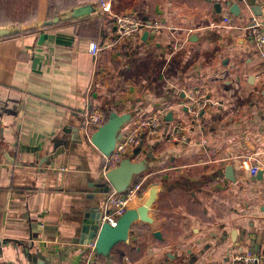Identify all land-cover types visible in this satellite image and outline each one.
I'll return each mask as SVG.
<instances>
[{"label": "crops", "instance_id": "0c3cea01", "mask_svg": "<svg viewBox=\"0 0 264 264\" xmlns=\"http://www.w3.org/2000/svg\"><path fill=\"white\" fill-rule=\"evenodd\" d=\"M225 1L137 0L131 8L159 27L123 38L101 0H37L27 23L89 9L0 38V264L102 262L83 244L112 191L95 129L83 125L95 107L106 120L129 113L122 131L166 108L158 131L125 153L144 161L131 183L142 181L145 198L159 189L153 221L133 223L113 264H235L255 246L264 259V49L245 29L252 16L264 22V0H231L237 17ZM200 90L208 106L194 119L186 103ZM177 122L187 140L171 138Z\"/></svg>", "mask_w": 264, "mask_h": 264}, {"label": "built area", "instance_id": "2783aa9c", "mask_svg": "<svg viewBox=\"0 0 264 264\" xmlns=\"http://www.w3.org/2000/svg\"><path fill=\"white\" fill-rule=\"evenodd\" d=\"M241 3H246V0H238ZM101 10L111 13L110 5L111 1L100 2ZM114 24L116 28V34L123 38H130L140 35L142 29L145 28L147 22L139 17L138 11L134 8L124 10L118 14H113ZM222 22L226 25L232 24V18L230 16H224ZM154 29L159 27L157 22L149 25ZM245 29L249 39L253 46L257 50L264 49V22L258 20L255 17H251L245 23ZM183 42L176 41L173 45V50L180 49ZM100 45L96 41H92L89 44V52L91 54H97ZM208 99L205 97L203 90L197 92L189 102L186 103L187 110L192 118L196 119L200 116V112L208 106ZM166 112L165 107H161L158 110L150 113L149 115L140 118L135 124L130 125L121 132L120 138L117 140L115 148L108 155L104 156V162L101 167L100 173L102 176L111 169L116 167L119 162L125 157L127 149L139 144L141 134L152 135L155 134L161 126ZM106 121V114L98 107L90 109L87 112L85 121L83 123L85 128L98 127ZM183 126L181 122L175 123L170 131V136L173 140H187V136L182 131ZM254 172L255 168L252 169ZM146 192L143 189L142 181L131 183L127 190L123 192H115L114 190L107 197V202L104 209V214L101 218L102 221L108 222L110 225H115L119 215H121L127 208L133 206V204L143 202ZM91 250H95L93 244H90ZM93 253L85 260L83 264H99L93 262ZM235 264H264L263 257L255 252L245 251L242 254L235 255Z\"/></svg>", "mask_w": 264, "mask_h": 264}, {"label": "water", "instance_id": "95a60500", "mask_svg": "<svg viewBox=\"0 0 264 264\" xmlns=\"http://www.w3.org/2000/svg\"><path fill=\"white\" fill-rule=\"evenodd\" d=\"M225 4L228 7L229 12H231V14L235 17L241 15V7L237 1L233 2L231 0H227L225 1ZM215 8L219 11V4H216ZM88 9L89 6L74 8L71 12L68 11L61 13L60 16H54L52 20L42 22L37 21L21 25H0V38L20 33L32 27H39L43 24L57 21L58 18L76 17L83 14ZM253 10L255 14H259V12L257 13L255 11V8H253ZM147 25H151V22H147ZM147 35L148 31L145 30L142 38L145 39ZM202 113L203 110L200 114ZM129 117V113L118 115L116 112H111L108 119L91 132L89 137L90 142L93 143L104 156H108L115 148L116 142L121 136L122 128ZM165 120H172V113L170 111L167 112ZM73 131H75V129ZM144 169V161L133 162L128 157H124L116 167L109 169L103 178L108 182L112 190L115 192H123L130 186L132 177L139 174ZM258 174H260V172ZM225 177L228 180L235 182L236 178L232 164L226 166ZM257 177L260 178V176ZM158 189L159 186L157 183L151 184L147 197L143 200V202L136 207L127 208L121 215L118 216L115 225H110L108 222L101 220L104 212L100 215L98 214L96 221L91 223V228L89 229L88 226L84 228L85 235L89 236L90 239L88 242H83V244H93L95 253L102 256L108 264H113L111 262L112 249L121 242H128L129 232L133 223L136 220L147 223H151L153 221L148 212L156 200ZM261 209L264 211V206ZM95 233L97 235L94 238ZM153 235L161 238L159 231H154ZM249 251L258 253V246L249 249ZM36 256L42 258L39 252H37Z\"/></svg>", "mask_w": 264, "mask_h": 264}, {"label": "trees", "instance_id": "16d2710c", "mask_svg": "<svg viewBox=\"0 0 264 264\" xmlns=\"http://www.w3.org/2000/svg\"><path fill=\"white\" fill-rule=\"evenodd\" d=\"M137 0H113L110 5L111 12L118 14L127 10L135 5ZM37 0H0V25L6 24H25L35 13ZM138 9V8H137ZM139 11V17L145 22L147 18ZM96 127H92V130ZM102 262L99 264H107L104 258L98 256Z\"/></svg>", "mask_w": 264, "mask_h": 264}]
</instances>
